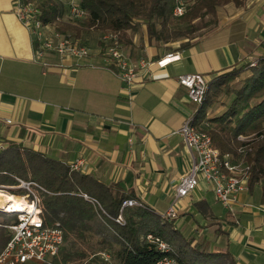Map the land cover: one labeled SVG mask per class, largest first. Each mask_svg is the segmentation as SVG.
<instances>
[{"label":"crops","instance_id":"1","mask_svg":"<svg viewBox=\"0 0 264 264\" xmlns=\"http://www.w3.org/2000/svg\"><path fill=\"white\" fill-rule=\"evenodd\" d=\"M240 1L218 7L217 24L186 48L180 41L158 47L143 27L129 32L131 43L121 49L130 62H153L127 84L99 54L77 60L46 53L40 61L14 0H0V146L16 142L68 165L80 158V172L139 196L157 214L175 203V225L194 242L228 251L236 264H264L260 186L224 206L200 180L190 195L175 200L191 161L174 131L197 106L177 77L200 73L209 79L264 52V0ZM99 37L82 42L95 50ZM167 52L180 58L157 66Z\"/></svg>","mask_w":264,"mask_h":264},{"label":"trees","instance_id":"2","mask_svg":"<svg viewBox=\"0 0 264 264\" xmlns=\"http://www.w3.org/2000/svg\"><path fill=\"white\" fill-rule=\"evenodd\" d=\"M24 1L35 5L43 25L62 34L78 37L84 30L95 27L100 36L113 33L120 44L128 45L131 43L128 33L135 32L142 23L148 41L158 47L187 39L179 48L190 46L193 34L201 28L208 30L217 24L218 7L229 2L241 3L189 0L183 3V14L176 16L173 9L181 0H79L84 19L76 23L68 16L69 7L62 0ZM206 16L210 17L204 20ZM242 71H246L245 75L238 77ZM224 86L228 101L221 102L224 107L221 112L209 116V109ZM192 124L211 137L220 155L237 158L239 148L245 146L242 156L249 165L248 188L252 191L259 184L260 201L264 204V52L252 61L212 75L203 103L196 106ZM252 134L254 138L248 142L238 139L240 135ZM16 178L35 181L44 188V191L36 189L43 221L46 225L57 222L63 230L57 254L41 264H103L100 252H108L114 264H156L165 255L174 257L177 264H236L228 251L194 242V238L176 227L175 216L155 213L139 196L122 193L115 185L102 183L72 170L60 160L10 141L0 147V185L16 186ZM9 191L25 193L21 188ZM83 193L98 200L106 214L84 199ZM128 198L141 200L143 206L125 207L124 224H118L113 218L117 217L122 201ZM16 219L15 215L0 212V251L9 238L5 225ZM148 233L166 241L173 251L157 249L146 239Z\"/></svg>","mask_w":264,"mask_h":264},{"label":"built area","instance_id":"3","mask_svg":"<svg viewBox=\"0 0 264 264\" xmlns=\"http://www.w3.org/2000/svg\"><path fill=\"white\" fill-rule=\"evenodd\" d=\"M14 12L18 20L28 29L34 45L36 57L43 59L46 53H55L60 56L71 55L77 60L90 58L99 54L103 60V66L111 69L127 84H130L140 72L147 70L153 62L151 59H140L137 63L130 62L121 49L117 36L113 33H104L100 36L97 48L94 50L88 45L80 44L73 40L70 34L59 33L49 25H43L38 18V10L32 2L14 0ZM184 12L182 1L174 7L173 14L179 16ZM68 16L73 19L82 18L84 12L78 4H71ZM94 51H97L96 53ZM179 54L167 52L154 62L159 67L178 60ZM46 66L47 62H42ZM177 83L187 90L188 98L196 105H201L206 97L208 79L200 73H186L177 77ZM10 122L9 119H6ZM180 135L185 151L189 155L191 165L183 175L176 188L175 200L186 197L199 185L200 180L211 185L216 200L224 206L236 201L238 197L249 190V165L242 156L245 146L242 145L238 152L239 157L220 155L213 144L211 137L192 124V118L186 119L182 125L174 131ZM242 142L247 138L238 136ZM1 147V146H0ZM72 170L81 171L84 163L77 159L71 163ZM18 185L0 188H21L25 193L20 197L26 203L22 211H14L11 207H0V212L16 216V220L5 225L9 231V238L0 251V264H41L49 262L58 251L63 242V230L56 222L46 225L41 216L40 200L36 189L44 191V188L35 181H25L19 178ZM84 199L95 207L102 209L95 198L83 193ZM143 206V202L136 198H128L122 201L117 217L113 218L118 224H124L122 211L125 207ZM264 213V204L260 206ZM175 203H172L162 216H175ZM146 239L156 245L162 252L173 251L172 247L164 240L148 233ZM103 264H114L108 252L98 253ZM156 264H177L174 257L163 256Z\"/></svg>","mask_w":264,"mask_h":264},{"label":"rangeland","instance_id":"4","mask_svg":"<svg viewBox=\"0 0 264 264\" xmlns=\"http://www.w3.org/2000/svg\"><path fill=\"white\" fill-rule=\"evenodd\" d=\"M66 5H68V7H70V5L71 4H78V1L79 0H62ZM181 1H183V3H188L189 2V0H181ZM223 6V5H222ZM68 10H69V8H68ZM210 16H206L205 17V19L204 20H207L208 18H209ZM70 19H73V18H70ZM84 18H78V19H73V22H76V23H81L82 22V20H83ZM196 24H200V21L199 20H196V22H195ZM144 28L145 29V25L144 24H139V26H138V28H137V30H139V29H141V28ZM54 30V29H53ZM136 30V31H137ZM146 31V30H145ZM206 31V29L205 28H201L200 30H198L197 32H195L193 35H195V36H197V35H200V34H202L203 32H205ZM131 32V31H130ZM131 33H133V32H131ZM100 34H101V32L99 31V30H96L95 29V27L94 28H89V29H87V30H84L78 37H72L73 38V40L74 41H76V42H78V43H80V44H84V42H82V40H86V38H87V40H86V42L87 41H89V42H91V41H95L94 43H96L97 42V37L98 36H100ZM178 41H180V43H179V45L181 44V43H184V42H186L187 41V39H184V40H178ZM178 41H172V42H168V43H166L167 45L168 44H171V43H174V42H178ZM82 42V43H81ZM165 45V44H164ZM89 46V45H88ZM241 65V64H240ZM239 66V65H238ZM237 67V66H236ZM233 68V67H232ZM235 69V68H234ZM231 70V69H230ZM245 73H246V71H242L241 72V74H239V76L238 77H243L244 75H245ZM229 89V88H228ZM225 86L223 87V89H222V91L221 92H219V94H217V96H216V98H215V100H214V102L212 103V105H211V107H210V109H209V116H212V115H214V114H217V113H219V112H221L223 109H224V107H223V105L221 104V102L222 101H228V98H227V95L225 94ZM247 139L245 140V141H249V140H251V139H253L254 138V135L252 134V135H248V136H245ZM256 187H258L259 188V184L258 185H256ZM12 189H16V188H12ZM12 189H10V188H0V191H2V192H4V193H6V194H11V195H15L16 197L17 196H21V195H23V194H12V193H10V191L9 190H12ZM20 198V197H19ZM32 264H35V263H32Z\"/></svg>","mask_w":264,"mask_h":264},{"label":"bare ground","instance_id":"5","mask_svg":"<svg viewBox=\"0 0 264 264\" xmlns=\"http://www.w3.org/2000/svg\"><path fill=\"white\" fill-rule=\"evenodd\" d=\"M26 206L23 199L0 191V207H11L14 211H22Z\"/></svg>","mask_w":264,"mask_h":264}]
</instances>
